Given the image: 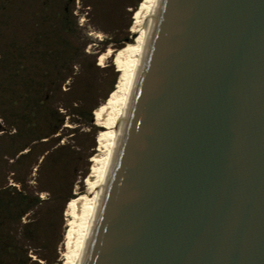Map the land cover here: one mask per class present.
<instances>
[{
	"label": "water",
	"instance_id": "obj_1",
	"mask_svg": "<svg viewBox=\"0 0 264 264\" xmlns=\"http://www.w3.org/2000/svg\"><path fill=\"white\" fill-rule=\"evenodd\" d=\"M79 264H264V0H159Z\"/></svg>",
	"mask_w": 264,
	"mask_h": 264
},
{
	"label": "rangeland",
	"instance_id": "obj_2",
	"mask_svg": "<svg viewBox=\"0 0 264 264\" xmlns=\"http://www.w3.org/2000/svg\"><path fill=\"white\" fill-rule=\"evenodd\" d=\"M139 1L0 0V181L38 199L19 220L34 221L30 236L20 223L10 224L16 245L30 257L26 264H33L37 255L53 260L39 259V264L62 262L70 220L66 204L84 189L96 135L102 130L93 110L107 101L118 75L113 54L102 64L99 55L134 41L128 28ZM39 85L47 89L43 105L31 100ZM32 105L41 114L47 109L62 117L60 129L42 139L44 143L31 142L35 137L30 133L9 137L14 134L10 123L21 118L23 106ZM91 109L93 125L83 115ZM27 143L20 153L31 148L30 155L14 162L18 147ZM62 144L65 148L53 150Z\"/></svg>",
	"mask_w": 264,
	"mask_h": 264
},
{
	"label": "bare ground",
	"instance_id": "obj_3",
	"mask_svg": "<svg viewBox=\"0 0 264 264\" xmlns=\"http://www.w3.org/2000/svg\"><path fill=\"white\" fill-rule=\"evenodd\" d=\"M158 3L159 0H140L128 28L133 33L134 41L125 43L117 49L109 47L99 55V62L102 64L107 56L113 54L118 75L107 101L93 110L95 122L102 130L96 135V151L90 158L88 172L84 177V189L76 193L66 204L65 215H69L70 220L66 245L60 253L61 264H79L81 260L84 242L100 200L108 163L122 125L130 92L135 85Z\"/></svg>",
	"mask_w": 264,
	"mask_h": 264
},
{
	"label": "trees",
	"instance_id": "obj_4",
	"mask_svg": "<svg viewBox=\"0 0 264 264\" xmlns=\"http://www.w3.org/2000/svg\"><path fill=\"white\" fill-rule=\"evenodd\" d=\"M35 92L36 96L35 98H31V100H33L36 105H43L42 102L46 99L47 89L43 87V85H39L37 86ZM7 99H9L11 102H15L17 98L16 96L8 95ZM92 109L86 111L83 115L86 121L89 124L92 122L93 125ZM47 111L48 110L46 109L45 113L41 114V112L34 105H32L30 108L23 106L20 112L21 118L17 120V122L10 123L14 130V134H10L9 137L16 135L17 132L30 133L35 137L34 139H31V142L44 143L47 140L46 138L48 136L55 134L60 129V125L62 123V117L57 118V116H59L57 115V111H50V113H47ZM70 114L73 115V112H71ZM66 115L68 116L69 113H67ZM1 130L2 129L0 128V131ZM27 145L28 143L20 145L18 147L16 153L19 154L14 162H17L18 158H26L30 155H28V152L31 148H28L25 154L20 153V151H23L25 148H27ZM62 148H65L63 144L55 147L53 150ZM3 155L4 154H2V156ZM45 157L46 156H43L41 161H43ZM12 173V175L15 174V172ZM13 179L17 182H22L20 178L13 177ZM70 197L72 196L70 195L66 199V201ZM37 202V197L23 194L21 190L16 191L15 186L9 187L0 181V264H26L27 261L30 260V257L26 255V251L21 249V246L18 247L16 245V241L14 240V236L10 235V224L13 221L16 222V224L20 223V217H22L28 211L32 210ZM33 222L34 221L29 220L18 225L21 226L23 230H25V233L28 236L35 231L36 224ZM36 257L37 258H34L32 260L33 264H39V259L44 260L45 263L46 261L47 263L53 262V260H49L46 257H41L39 255H37Z\"/></svg>",
	"mask_w": 264,
	"mask_h": 264
}]
</instances>
